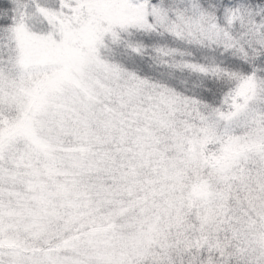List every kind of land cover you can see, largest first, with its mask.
Wrapping results in <instances>:
<instances>
[{
	"label": "snow or ice",
	"instance_id": "6c2138e0",
	"mask_svg": "<svg viewBox=\"0 0 264 264\" xmlns=\"http://www.w3.org/2000/svg\"><path fill=\"white\" fill-rule=\"evenodd\" d=\"M0 264H264V0H0Z\"/></svg>",
	"mask_w": 264,
	"mask_h": 264
}]
</instances>
